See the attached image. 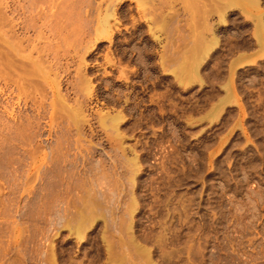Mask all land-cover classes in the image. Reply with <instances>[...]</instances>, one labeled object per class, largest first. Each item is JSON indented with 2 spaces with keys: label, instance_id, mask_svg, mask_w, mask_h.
<instances>
[{
  "label": "rangeland",
  "instance_id": "374dc122",
  "mask_svg": "<svg viewBox=\"0 0 264 264\" xmlns=\"http://www.w3.org/2000/svg\"><path fill=\"white\" fill-rule=\"evenodd\" d=\"M12 1L30 40L0 23V264H264V0L208 11L197 73L183 0H122L99 39L108 0Z\"/></svg>",
  "mask_w": 264,
  "mask_h": 264
},
{
  "label": "bare ground",
  "instance_id": "6f19581e",
  "mask_svg": "<svg viewBox=\"0 0 264 264\" xmlns=\"http://www.w3.org/2000/svg\"><path fill=\"white\" fill-rule=\"evenodd\" d=\"M16 1V0H15ZM21 1V0H20ZM20 1L19 0H17V2H14V1H12V2H10V4H8V3H5L4 4V7L3 8H10V11H11V14H14V13H16V14H21L22 13V15L25 13V14H27L28 13V9H30V7L28 8V6H27V2H28V4H30L31 5V3H29V1L27 0H22L23 2H21L20 3ZM31 1V0H30ZM36 1H38V0H36ZM56 1V0H55ZM66 1V0H65ZM64 1V2H65ZM68 1V0H67ZM104 1V0H103ZM121 1L122 0H108V2L109 3H107V5H106V7H105V12H104V14H103V16L99 19V21L97 20V25H95V26H97L96 27V29H95V35H96V39H99V38H102V37H108L110 34H111V32H112V26H114V27H118V23H117V21H116V8H117V6H118V4L119 3H121ZM130 1H134V2H136L137 3V6L139 7V8H142V10H143V8L145 9V5H146V0H130ZM148 1V0H147ZM233 1L234 0H183V8L186 10V11H188L189 12V18L188 19H190L186 24H188L189 25V27L188 28H190L189 30H190V32H192L191 33V36H192V38L191 39H189L190 37H188V39L189 40H192L193 41V43H191L192 44V46L189 48V50L190 51H188L187 53H190L191 54V57L189 56H186V57H184L183 59V61L181 60V64L179 65V66H181L179 69L181 70V69H186L187 70V67H188V72L189 73H197V69H198V66H199V63L209 54V52L213 49V47L217 44V39H216V35L215 36H210L209 38H207V36H205L204 35V32H208V33H210L211 32V30H210V26H209V28H208V26H207V23H208V11H210L211 13L212 12H214L216 15H217V22H221V24H222V22H223V20H224V17H225V13H226V11H227V9L231 6V5H233ZM239 1H242V2H254L255 0H239ZM6 2V1H5ZM26 2V3H25ZM34 2H35V0H34ZM150 2H151V0H150ZM256 2V1H255ZM2 3V2H1ZM39 3V2H38ZM50 3L52 4V3H55V2H51V0H50ZM62 3V2H61ZM77 3H78V11H79V13H81V12H83V6L84 5H87L88 7L90 6L91 7V9L93 10V7L91 6L92 5V0H77ZM100 3L101 2H97V3H95V5H94V9L95 10H93V12H94V14L96 13L98 16H99V14H100ZM245 3V4H246ZM36 4V3H35ZM94 4V3H93ZM3 5V4H2ZM34 5V4H33ZM58 7L60 6V2L59 3H57L56 4ZM76 5V4H75ZM53 6V5H52ZM246 6H247V4H246ZM40 7V6H39ZM90 7H89V9H90ZM36 8V7H35ZM87 8V7H86ZM39 9V8H38ZM230 9V8H229ZM3 10V9H2ZM1 10V8H0V11H1V13H0V23H6L7 25H9L8 27L11 29V31L10 32H12V33H10V34H12V35H10L11 37H12V39L13 38H15V41H17V40H19L21 43H22V40H30L29 39V37H28V34L26 35V34H21L20 36L19 35H16V31H18V28H25V29H27L28 28V25H27V23H26V21L25 22H23L21 19V21L22 22H20V21H18V19L17 18H15L14 19V17L13 18H11L10 16L8 17V18H5V16L4 15H2L3 13H6V12H3ZM30 10H32V7H31V9ZM29 10V11H30ZM33 10H34V8H33ZM36 10V9H35ZM177 10V9H176ZM27 11V12H26ZM89 11V10H88ZM91 11V10H90ZM96 11V12H95ZM31 12V11H30ZM30 12L28 13L29 15H30ZM47 12V11H46ZM58 12V11H57ZM143 12V11H142ZM179 12V11H178ZM187 12V13H188ZM177 13V12H176ZM52 14H54V13H52ZM89 14H91V13H89ZM88 14V15H89ZM96 14H95V16H96ZM227 14V13H226ZM41 15V14H40ZM39 14H38V12H36V13H34L33 15H31L30 16V24H32V26L34 25V27H36V25H35V23H36V21L37 20H39L40 19V16ZM65 15V14H64ZM93 15V14H92ZM212 15V14H211ZM4 16V17H3ZM8 16V15H7ZM16 16V15H15ZM40 16V17H39ZM94 16V17H95ZM175 16V15H174ZM20 17V16H19ZM89 16H87V18H88ZM187 17V16H186ZM10 18V19H9ZM42 18V17H41ZM67 18V17H66ZM171 18V17H170ZM170 18H168V19H170ZM61 19V18H60ZM89 20V19H88ZM84 21V20H83ZM82 21V22H83ZM206 21H207V23H206ZM211 21H213V20H211ZM226 21V20H225ZM169 22H170V20H169ZM200 22V25L198 24ZM213 23L215 24L216 22H214L213 21ZM53 25V24H52ZM209 25V24H208ZM30 26V25H29ZM38 26V25H37ZM255 26L257 27V29H258V26H259V22H255ZM215 27H217V26H215ZM212 29V28H211ZM35 30V29H34ZM23 31V30H22ZM213 31H214V27H213ZM213 31H212V33H213ZM203 32V33H202ZM258 33H259V29H258ZM190 34V33H189ZM207 34V33H206ZM214 34V33H213ZM215 34H216V32H215ZM202 35H204V36H202ZM19 36V37H18ZM205 37V38H204ZM11 39V38H10ZM14 41V42H15ZM97 41V40H96ZM30 42V41H29ZM11 43V42H10ZM95 43V42H94ZM16 45V43H14L13 44V46H15ZM190 45V44H189ZM21 46V45H20ZM20 46H18V48L20 47ZM189 47V46H188ZM14 48V47H13ZM17 48V47H16ZM15 49V48H14ZM18 53V52H17ZM14 55V54H13ZM16 56V54L13 56V57H15ZM12 57V56H11ZM12 57V58H13ZM6 58V57H5ZM16 58V57H15ZM107 59H108V61L110 60L108 57H106ZM190 60H189V59ZM188 59V60H187ZM4 60V59H3ZM188 61H189V63H188ZM8 62V61H7ZM13 62V61H12ZM186 67V68H185ZM8 68V67H7ZM186 70H184L186 73H187V71ZM9 72H10V68H9V70H8ZM183 71V72H184ZM8 72V73H9ZM181 72V71H180ZM184 72V73H185ZM6 73V72H5ZM11 74H12V72H10ZM18 81H20V80H18ZM22 81V80H21ZM82 81V80H81ZM21 82H19V84H20ZM33 83H34V81H33ZM18 83H17V85H18V88L20 89V88H22V87H20V85H19ZM22 84V83H21ZM22 86V85H21ZM32 86V85H31ZM20 90H22V89H20ZM230 99H231V96H230V94H227V91H226V95L224 94V96H223V98L219 101L220 103L218 104V107H217V109H215V111L214 112H216V115H217V111L219 112V110H221V108L223 107V105H225V103H227V102H229L230 101ZM213 112V113H214ZM215 115V114H214ZM215 118V117H214ZM84 206V205H83ZM133 206V205H132ZM135 207V206H134ZM134 207H132L133 209H134ZM133 209L131 210V211H133ZM90 210V209H89ZM77 213V212H76ZM76 213H75V215H76ZM85 213V212H84ZM82 214V213H81ZM86 214V213H85ZM74 215V214H73ZM88 215V214H87ZM82 216H84V215H82ZM73 217V216H72ZM76 217V219H77V217H79V215H76L75 216ZM75 217H73V218H75ZM85 217V216H84ZM83 217V218H84ZM94 217V216H93ZM80 218V217H79ZM82 218V219H83ZM86 219V218H85ZM94 219V218H93ZM93 219H90V220H92V221H90L89 222V219L88 220H82V221H79V220H81V219H77V221L79 222V224L77 223V226H76V228H75V231H76V233H79L80 232V230L82 229V228H84V226L86 225V224H88L87 226L89 227V226H91L92 225V223L94 222V220ZM74 221H76L75 219H73ZM88 222V223H87ZM76 223V222H75ZM74 223V224H75ZM86 227V226H85ZM78 238L79 239H82V236H78ZM52 255V254H51ZM52 257V259L54 258L53 257V255L51 256Z\"/></svg>",
  "mask_w": 264,
  "mask_h": 264
}]
</instances>
